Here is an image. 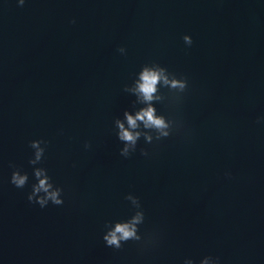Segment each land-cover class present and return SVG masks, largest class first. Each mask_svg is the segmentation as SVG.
<instances>
[{"label": "water", "instance_id": "water-1", "mask_svg": "<svg viewBox=\"0 0 264 264\" xmlns=\"http://www.w3.org/2000/svg\"><path fill=\"white\" fill-rule=\"evenodd\" d=\"M152 63L187 78L179 99L161 88L155 103L180 128L126 158L114 121L142 107L124 88ZM261 118L264 0H0V264H264ZM33 167L62 205L28 201ZM129 193L155 246L102 238L134 213Z\"/></svg>", "mask_w": 264, "mask_h": 264}, {"label": "clouds", "instance_id": "clouds-1", "mask_svg": "<svg viewBox=\"0 0 264 264\" xmlns=\"http://www.w3.org/2000/svg\"><path fill=\"white\" fill-rule=\"evenodd\" d=\"M18 2L22 6L25 0H18ZM72 23H75V20ZM183 41L188 46L193 43L189 35H184ZM118 51L121 54L126 53V49L123 47ZM187 87V78H177L176 74L170 73L160 64H145L141 68L132 85H126L124 91L136 97L133 107L136 104H140L142 107L135 112V115L125 110L123 112L124 119L117 118L114 121L117 138L123 144L120 155L127 158L134 153L141 137L145 142L152 143L154 140L160 141L168 138L174 131L179 130L180 125L175 120L157 113L155 103L165 99V96L160 92L161 88H167L170 93L174 94L175 99H179V94L184 93ZM259 122L260 120H258ZM47 144L48 141L42 139L29 142V147L34 150L33 157L29 159L30 165L35 166L42 162ZM90 147L89 143L85 144V148ZM141 154L148 155L147 151L143 149ZM9 167L14 169L10 183L17 188L25 187L29 180L28 174L22 173L14 164L10 163ZM226 175L230 176V173H226ZM33 176L36 182L32 184V190L27 197L30 203L38 204L41 208L46 207L50 202L57 206L64 203L63 188L54 184L46 168L33 167ZM125 199L130 201L134 213L126 220L110 221L105 224L107 230L102 238L106 246L119 250L128 241L138 242L142 248L155 246L158 239L155 234L144 237L139 232V226L145 220L139 198L129 193ZM184 264H195V261L187 258ZM199 264H220V260L219 257L205 256L199 261Z\"/></svg>", "mask_w": 264, "mask_h": 264}]
</instances>
